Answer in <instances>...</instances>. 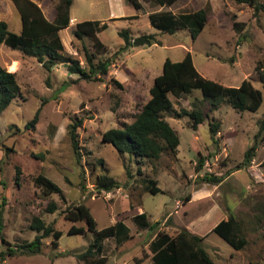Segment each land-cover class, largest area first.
I'll return each mask as SVG.
<instances>
[{
	"label": "rangeland",
	"instance_id": "rangeland-1",
	"mask_svg": "<svg viewBox=\"0 0 264 264\" xmlns=\"http://www.w3.org/2000/svg\"><path fill=\"white\" fill-rule=\"evenodd\" d=\"M55 6L62 0H49ZM136 9L127 0H72L70 24L60 30L65 52L85 65V47L92 48L89 38L77 39L75 23L84 19H103L108 26L97 32L107 46L102 58L111 61L101 77L84 78L65 63L51 68L19 48L0 44V64L15 71L20 93L0 111V264H83L85 251L94 232H69L73 221L63 210L78 202L85 203L97 228L121 219L129 235L118 241L104 239L106 264H149V241L157 229L137 226L132 216L145 211L151 221L160 220L158 228L174 234L182 228L203 235L201 245L215 264H264V130L259 118L264 113V86L257 79L256 64L264 61V7L255 10L238 0H177L171 6L152 0H140ZM210 3L207 21L192 37L188 28L170 33L152 26L148 13L171 9L176 13L190 11ZM264 3V0H258ZM0 0V19L9 29L19 32L20 13L12 0ZM48 11V8H46ZM137 14L134 18H116ZM234 21L242 23L235 28ZM128 28L132 36L156 32L158 42L132 44L122 50L124 38L119 30ZM190 51L193 63L205 77L224 85H238L248 78L262 91V101L255 111L237 109L222 103L213 109L202 98L200 88H193L179 98L170 95L177 111L199 108L203 120L191 126L188 114L165 116L179 135L177 151H164L150 161L128 152H119L102 133L123 121L132 120L149 97L154 77L162 71L166 58L181 59ZM120 82L116 84L113 79ZM39 117L34 126L26 127L36 109ZM77 126L78 153L74 150L69 124ZM219 123L213 137L209 123ZM254 145V154L242 164L246 149ZM10 146V149L7 147ZM44 173L63 190L45 195L34 183V176ZM100 173H108L121 186L109 191L94 186ZM221 175L214 182L208 178ZM147 177L156 179L160 190L145 188ZM49 200L57 209L46 211ZM233 214L240 222L247 242L233 247L212 227ZM38 215L62 231L57 245L52 235L43 237L41 252L18 249L32 240L37 231L30 225ZM86 227L85 220L74 221ZM4 236L6 242L2 241ZM17 248L13 254L7 249Z\"/></svg>",
	"mask_w": 264,
	"mask_h": 264
},
{
	"label": "trees",
	"instance_id": "trees-1",
	"mask_svg": "<svg viewBox=\"0 0 264 264\" xmlns=\"http://www.w3.org/2000/svg\"><path fill=\"white\" fill-rule=\"evenodd\" d=\"M136 9L142 8L140 0H127ZM159 5L171 6L176 0H152ZM247 2L259 10L264 7V3L258 0H238ZM21 17V30L15 32L9 29L7 21L0 19V44L5 43L13 48H19L24 54L35 56L39 62L47 68H51L56 63H65L73 72H78L84 78L104 76L111 64L109 58H102L107 46L100 40L97 32L105 29L108 22L101 19H84L77 21L74 27V35L77 39L89 38L92 48H85V65L65 52L64 44L59 35V29L66 27L70 22V5L72 0H62L55 5L56 14L53 20L48 19L41 6L35 0H13ZM210 3L207 1L203 6L190 11L176 13L171 9H160L150 11L148 19L152 26L160 31L173 33L178 28H188L191 36L196 35L204 27ZM137 14L129 16L111 17L134 18ZM242 23L234 21L235 28H240ZM119 34L124 38V43L120 49L124 50L132 44L150 45L158 42L156 32H144L132 36L128 28L119 30ZM257 79L264 86V61H258L256 66ZM113 81L121 85L115 78ZM193 88H200L202 98L206 100L210 107L215 109L222 103H228L233 107L243 110L255 111L262 101V91L255 87L252 81L244 78L238 85H224L219 81L203 76L193 63L190 51L179 60L166 58L163 62L162 71L157 74L149 88V97L141 105L140 109L132 116V120L123 121L121 125L110 127L102 133V140L111 142L121 153L128 152L139 158H147L155 161L164 151L176 152L179 144V135L172 127L165 116V112L174 111V116L179 117L188 114L191 126L197 128L198 123L203 120L202 111L199 108L188 110L182 108L177 111L173 106L170 95L179 98L190 93ZM20 93V86L17 81L15 71L8 70L0 64V111L6 108ZM40 107H38L33 117L26 122V127L34 126L39 117ZM259 130H264V113L259 118ZM80 121L74 120L69 124V133L74 150L78 153L79 143L77 137V126ZM209 130L214 137L219 130V123L211 121ZM254 145L249 146L245 153L242 164L250 161L254 154ZM10 149V146L7 147ZM79 154V153H78ZM264 163V159H263ZM214 182L221 181L223 176L214 175L208 178ZM34 183L40 188L43 194L48 195L58 192L63 197V190L44 173H37ZM145 188L151 192H157L160 187L156 184V179L147 177ZM94 186L98 190H111L120 187L121 183L114 176L108 173H100L96 176ZM46 211L53 212L57 209L54 200H49ZM1 211V208H0ZM64 217L73 221L69 226V232L84 233L86 229L94 232L88 248L80 253L83 264H106L107 256L103 252L104 239L115 236L120 241L129 235V227L118 219L112 224L97 228L96 221L92 216L89 207L83 203L68 205L64 210ZM138 227L153 230L157 229L154 237L149 241L151 251L149 264H215L209 253L202 247L203 235H199L187 228H182L174 234L158 228L160 220L151 221L145 211L136 212L132 216ZM85 220L86 227L76 225L74 221ZM31 227L37 231L32 240L24 241L18 245V249L23 252H41L43 237L52 235V243L57 245V239L62 231L54 228L51 223H46L40 216L35 215L30 223ZM212 229L226 239L233 247H243L247 239L242 233L239 220L230 214L226 218H221ZM2 241L6 242L4 236ZM17 248L9 247L7 254H13ZM4 252H0V260L4 258Z\"/></svg>",
	"mask_w": 264,
	"mask_h": 264
},
{
	"label": "crops",
	"instance_id": "crops-1",
	"mask_svg": "<svg viewBox=\"0 0 264 264\" xmlns=\"http://www.w3.org/2000/svg\"><path fill=\"white\" fill-rule=\"evenodd\" d=\"M12 1H13V0H12ZM35 1L41 6V8L43 9L45 15L48 17V19L53 20V18L55 17V14H56L55 6H54V7L51 6V3H50L49 0H35ZM176 1H177V0H176ZM176 1H175V2H176ZM3 2L6 3L5 0H3ZM175 2H174L173 4H175ZM173 4H172V5H173ZM46 8H48V11H46ZM182 12H184V11H182ZM113 17H114V16H113ZM72 18H73V17H71V15H70V21H71ZM110 18H111V17H109L108 20H111ZM101 20H103V19H101ZM105 21H106V20H105ZM69 24H70V22H69ZM67 26H68V25H67ZM67 26H66V27H67ZM66 27H64V28H66ZM64 28L59 29V35H60V30H62V29H64ZM20 30H21V29H20ZM60 38H61V36H60ZM61 40H62V38H61ZM62 42H63V40H62ZM63 44H64V42H63Z\"/></svg>",
	"mask_w": 264,
	"mask_h": 264
}]
</instances>
